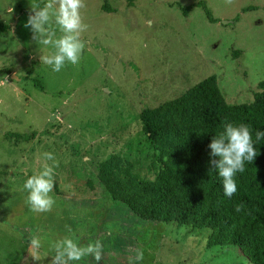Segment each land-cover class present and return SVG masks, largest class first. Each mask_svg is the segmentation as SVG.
<instances>
[{
    "label": "rangeland",
    "instance_id": "obj_1",
    "mask_svg": "<svg viewBox=\"0 0 264 264\" xmlns=\"http://www.w3.org/2000/svg\"><path fill=\"white\" fill-rule=\"evenodd\" d=\"M200 2L214 21L200 5L185 14ZM29 11L30 0H0V23L10 26L0 31V264H49L51 256L33 261L27 253L35 235L100 240L99 264H252L238 247H209L207 230L133 214L111 197L101 166L119 157L140 179L155 180L164 156L143 111L211 75L229 103L254 100L264 80V0H84L85 48L78 65L60 72L40 63L24 27ZM9 132L33 135L17 141ZM43 152L58 163L55 203L36 213L22 186Z\"/></svg>",
    "mask_w": 264,
    "mask_h": 264
},
{
    "label": "trees",
    "instance_id": "obj_2",
    "mask_svg": "<svg viewBox=\"0 0 264 264\" xmlns=\"http://www.w3.org/2000/svg\"><path fill=\"white\" fill-rule=\"evenodd\" d=\"M197 5L215 20L204 2L185 7V14ZM103 8L114 11L107 3ZM9 28L0 23L1 32ZM142 122L164 156L159 176L142 180L121 158L111 157L101 166V179L111 197L144 220L207 230L209 247L235 246L252 264H264V139L255 141L256 132L264 131V80L252 102L231 104L218 76L211 75L183 95L146 108ZM227 123L248 125L258 151L236 175L237 191L231 197L224 195L222 178L210 162L218 158L209 155L208 147ZM7 135L29 141L33 134Z\"/></svg>",
    "mask_w": 264,
    "mask_h": 264
},
{
    "label": "clouds",
    "instance_id": "obj_3",
    "mask_svg": "<svg viewBox=\"0 0 264 264\" xmlns=\"http://www.w3.org/2000/svg\"><path fill=\"white\" fill-rule=\"evenodd\" d=\"M84 0H30V11L24 27L32 33L40 55V63L49 66L53 72H60L66 64L78 65L85 41L82 33L87 25L83 22L81 9ZM44 49H50L45 52ZM264 139V131H257L255 141ZM209 155L217 157L210 162L217 175L222 178L224 195L231 197L237 191L236 175L245 171V164L252 163L258 155L248 125L227 123L222 131L212 136L208 145ZM40 169L24 180L22 191L26 193L25 203L36 213L50 211L55 203V168L58 167L52 152L40 156ZM51 162V163H49ZM45 244L47 248L45 249ZM27 253L33 261L51 256L49 264H74L91 256L96 264L102 259L103 244L100 240L86 246L71 236L45 241L41 236L30 238ZM42 250L43 253H42ZM143 253L137 251L136 259Z\"/></svg>",
    "mask_w": 264,
    "mask_h": 264
},
{
    "label": "water",
    "instance_id": "obj_4",
    "mask_svg": "<svg viewBox=\"0 0 264 264\" xmlns=\"http://www.w3.org/2000/svg\"><path fill=\"white\" fill-rule=\"evenodd\" d=\"M224 23H228V21H224Z\"/></svg>",
    "mask_w": 264,
    "mask_h": 264
}]
</instances>
